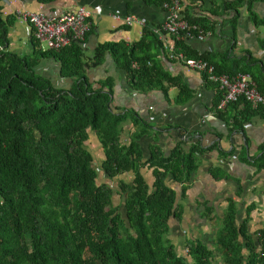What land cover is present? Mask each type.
<instances>
[{"label":"trees","instance_id":"16d2710c","mask_svg":"<svg viewBox=\"0 0 264 264\" xmlns=\"http://www.w3.org/2000/svg\"><path fill=\"white\" fill-rule=\"evenodd\" d=\"M166 2L170 0H161L162 5ZM257 2L264 0L225 3L234 30L245 4L252 22L264 28L253 10ZM184 19L190 30L172 39L178 55L207 62L219 76H249L264 94V71L255 68L261 62L251 57L246 64L227 56H200L187 46V35H212L217 25L207 19ZM11 27L10 20L0 18V264H215V255L206 245L190 242L182 256L166 235L170 220L180 214L178 193L168 186V177L182 186L185 198L198 169V156L216 146L205 148L196 142L186 150L188 132L180 129L181 140L168 154L153 144L150 158L144 159L139 140L150 135L151 125L134 110L113 107L112 81L95 87L85 75L88 69L101 66L109 54L134 92L177 88L176 102L184 104L193 93L179 78L163 73L151 53L153 49L166 53L165 43L147 31L146 41L140 44H106L92 57L84 52V43L27 57L9 51ZM259 47L264 52V35ZM44 60L60 65V78L74 82L71 89H56L36 73ZM208 84L219 91L214 116L226 120V113L218 108L222 92L216 84ZM230 106L243 108L228 122L232 132H242L255 115L264 117V108L253 109L243 98ZM128 121L135 132L130 143L123 144L121 134ZM92 137L103 149L100 163L88 146ZM261 152L248 158L243 148L239 159L261 172L264 145ZM233 154L220 151L219 159ZM143 168L152 170V185ZM211 173L215 179L226 175L218 166ZM127 175L133 177L131 182ZM115 194L122 199L118 206ZM251 211L239 223L237 200L228 199L216 237L223 264H264V230L257 233L258 249L248 231Z\"/></svg>","mask_w":264,"mask_h":264},{"label":"crops","instance_id":"0c3cea01","mask_svg":"<svg viewBox=\"0 0 264 264\" xmlns=\"http://www.w3.org/2000/svg\"><path fill=\"white\" fill-rule=\"evenodd\" d=\"M172 1L174 0H170ZM178 1L183 18L207 19L217 25L214 34L203 36V40L195 36L188 37L187 46L192 51L211 59L227 56L229 59L246 60V64L253 58L262 63L255 68L264 71V52L259 47L264 28H257L252 22L246 4L240 11L234 30L231 24L233 16L227 14L224 6L226 2L234 0ZM79 8L89 9L92 13L90 33L83 45L84 52L90 57L94 56L100 46L106 44H125L130 47L146 41L147 31L161 28L167 17L161 0H0V18L12 23L9 30V51L27 57H33L38 51H48L43 44L33 41L31 27L17 17V12L43 14L54 19L73 14ZM253 10L264 21V2H257ZM115 16H134L143 25L127 27L122 21L115 20ZM155 36L162 43L172 46L175 44L172 42L174 37L170 35ZM151 53L163 73L179 78L193 93L188 102H176L179 95L177 88L166 87L165 92H134L109 54L105 56L101 66L88 69L85 75L95 87L99 83L112 81L113 107L123 112L134 110L151 125L150 135L139 140L144 159L150 158V147L153 144L160 146L168 154L181 140L180 129L188 132L184 146L186 150L196 142L205 148L216 146L212 152L198 156V169L192 175L185 198L182 196V186L172 176L167 179L168 186L178 193L180 207L179 216L169 222L166 235L169 243L179 255L185 256L190 242H200L214 253L215 264H223L216 237L222 228V217L228 199H235L238 203L239 223L244 222L248 209L252 210L248 231L260 249L261 242L257 233L264 230V170L256 172L254 167L239 159V154L243 148L247 149L248 158L262 154L264 117L255 115L244 125L242 132H232L228 122L242 112V106H230L223 110L226 120L215 117L214 105L219 91L213 90L205 75L189 70L181 62H171L164 51L153 49ZM36 73L50 80L56 89L69 90L74 84L71 80L60 78V65L52 60L42 61ZM167 126L174 128L162 130ZM134 132V124L128 121L121 134L122 143L129 144ZM88 146L100 163L104 159V153L97 138L92 137ZM220 151H234V154L227 160L219 159ZM217 166L226 175L215 179L211 171ZM142 174L149 185L154 183L152 170L143 168ZM126 177L129 182L133 179L131 175ZM114 198L118 199L114 201V205L122 203L120 196L115 194L113 200Z\"/></svg>","mask_w":264,"mask_h":264},{"label":"built area","instance_id":"2783aa9c","mask_svg":"<svg viewBox=\"0 0 264 264\" xmlns=\"http://www.w3.org/2000/svg\"><path fill=\"white\" fill-rule=\"evenodd\" d=\"M166 12V21L159 29L152 32L157 35H170L179 38L182 33H188L189 24L182 17L180 12V2L174 0L163 4ZM17 17L31 27V36L39 43L47 46L49 51L60 52L68 48L72 43H84L90 33L92 13L89 9L79 8L73 14H65L59 18H48L43 14L30 12H17ZM115 20L122 21L127 27L135 24L143 25L134 16L122 18L115 16ZM188 37H193L187 35ZM203 40V36L198 37ZM165 51L171 62H181L189 70L198 74H203L208 82L216 84L222 92V98L218 104L219 110H225L229 105L239 101L241 98L246 100L253 109L264 108V94L258 91L252 80L245 75L236 78L219 76L213 66L202 60H185L182 54H177L174 46L165 44ZM137 69L138 65L135 64ZM259 236V235H258ZM189 250H187L188 252Z\"/></svg>","mask_w":264,"mask_h":264},{"label":"rangeland","instance_id":"374dc122","mask_svg":"<svg viewBox=\"0 0 264 264\" xmlns=\"http://www.w3.org/2000/svg\"><path fill=\"white\" fill-rule=\"evenodd\" d=\"M43 47H44L45 49L47 48L46 45H43ZM117 200H118V199L114 198V201H117ZM116 203H117V202H116ZM119 205H120V204H119ZM120 209H121V212L125 214L124 205H122V206L120 207Z\"/></svg>","mask_w":264,"mask_h":264}]
</instances>
